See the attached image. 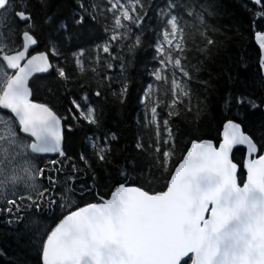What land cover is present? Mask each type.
Listing matches in <instances>:
<instances>
[{
  "label": "snow or ice",
  "instance_id": "snow-or-ice-1",
  "mask_svg": "<svg viewBox=\"0 0 264 264\" xmlns=\"http://www.w3.org/2000/svg\"><path fill=\"white\" fill-rule=\"evenodd\" d=\"M251 3L254 73L243 56L216 66L224 0H0V226L23 245L15 264L29 250L37 264H264V0ZM146 48L136 124L151 134L120 148L107 106L123 117ZM213 73L218 139L174 130L194 98L211 109L192 84L217 91ZM38 80L64 91L66 114L35 101ZM77 136L91 153L74 161Z\"/></svg>",
  "mask_w": 264,
  "mask_h": 264
},
{
  "label": "trees",
  "instance_id": "trees-1",
  "mask_svg": "<svg viewBox=\"0 0 264 264\" xmlns=\"http://www.w3.org/2000/svg\"><path fill=\"white\" fill-rule=\"evenodd\" d=\"M154 6H161L164 0H151ZM224 4L228 10V15L222 18V23L225 29H228V39L221 53L217 57V68L224 63H231L238 57L248 58V63L250 65L251 72L256 71V64L259 55V46L255 41L254 33L250 34L249 22L252 20V13L257 9L251 3V0H224ZM151 24H155L154 16L148 21ZM101 58H104V54L101 53ZM152 66V50L150 48L142 49L137 52L135 57V73L134 79L136 81L137 90L136 94L133 95L131 103L128 104L123 109V117L121 118L115 112L112 111V106L109 103L107 106V115L105 124L106 127L110 128L112 131L116 132L119 137V147L132 149L135 139L137 137H143L147 140L150 136V131L142 128L136 124V120L143 117L144 109L138 104L137 95H139L141 88L146 86L145 82L154 83L151 77L148 76L147 72ZM200 78L205 80L208 79L207 72H202L198 74ZM213 85L217 91L205 92L202 87L197 83H193L192 87L196 91V95L201 98L205 95L209 96V102L211 104V109L208 112L197 113L196 101L193 99L191 113L181 112L180 118H173L175 123L173 124L174 130L179 128L181 133L185 132L189 124H199V126L204 130L205 139H213L214 141L218 139L219 131L221 125L217 119L218 105L216 103V96L219 90L225 87L224 80L219 77L217 73H213ZM130 78H133L130 76ZM50 80H38L36 82L37 91L34 95V99L39 102H51L55 109L61 113L66 114L65 109L69 106L67 101L63 99L65 93L63 90L53 97L49 92L47 86ZM156 85L154 84V87ZM163 95V85H160ZM71 99V97H68ZM163 115V113H162ZM187 139L185 136H181V141L177 145L178 153L183 148V140ZM70 151L74 154V161L76 156L88 151L91 153V149L87 148L86 142L80 136L74 137ZM242 152L236 151L234 158L237 162L242 160ZM55 158V156H53ZM91 199V198H89ZM6 229L0 226V250L7 249L6 253L0 254V264H15L18 257H23L24 253L21 252L20 245L18 247V242L11 233L4 234ZM28 264H37V255L34 250H29L27 252Z\"/></svg>",
  "mask_w": 264,
  "mask_h": 264
},
{
  "label": "water",
  "instance_id": "water-1",
  "mask_svg": "<svg viewBox=\"0 0 264 264\" xmlns=\"http://www.w3.org/2000/svg\"><path fill=\"white\" fill-rule=\"evenodd\" d=\"M36 101V100H35ZM36 102H39V101H36ZM41 103H43V102H41ZM234 155H235V153H234ZM241 171H243L242 169H241Z\"/></svg>",
  "mask_w": 264,
  "mask_h": 264
}]
</instances>
